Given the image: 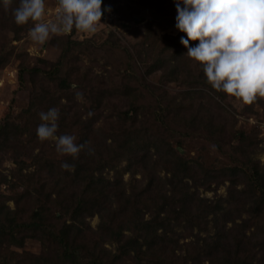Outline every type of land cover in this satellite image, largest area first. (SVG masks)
<instances>
[{
  "label": "trees",
  "instance_id": "trees-1",
  "mask_svg": "<svg viewBox=\"0 0 264 264\" xmlns=\"http://www.w3.org/2000/svg\"><path fill=\"white\" fill-rule=\"evenodd\" d=\"M183 1L187 0H155L153 6H158L159 15L154 11L151 15L156 20L170 16ZM230 1L195 0L186 28L178 36L170 40L165 37L160 42L167 45L160 48L159 55L172 62L163 78L191 88L182 92L181 101L175 97L167 104L164 90L154 96V89L145 85L144 93H136L126 83L125 97L135 95L129 97L131 106L122 109L117 132H113L114 129L95 130L91 118L70 119L69 105L56 108L54 103L59 104L61 99L40 90L33 93L32 104L21 117L0 121V152L13 154L17 165L11 176L0 171V264H264V240L246 235L250 221L255 226L264 219V181L254 167L256 164L244 162L237 155L245 150L248 153L259 133L232 129L227 140L218 119L203 115L202 110L208 108L199 105L194 110L195 100L201 104L207 98L219 104L216 96L222 103L229 96L241 97L245 77L238 63L240 45L217 35L234 25L225 16ZM255 3L264 4V0ZM237 6L256 11L250 0H241ZM0 7H8L9 13L0 20L2 25L9 26L16 40L36 21V0H3ZM74 34L73 29L68 35H58L63 41L62 53L46 73L63 92L72 85L63 73L76 70L69 66L70 55L74 57L76 47L90 42L74 39ZM154 36L150 30L147 42L153 53ZM204 45L209 46L206 53L188 55L187 52ZM214 45L216 51L212 50ZM126 51L127 57L136 62L130 50ZM128 60L130 63L131 59ZM6 65L5 55L0 68ZM125 67L130 74L136 72L131 64ZM26 73V68L20 69V83L25 82ZM124 77L129 78L127 74ZM94 95L95 102L103 97L98 92ZM142 95L146 99H141ZM47 118L53 122L46 123ZM43 133L46 137L58 136L60 142L32 156L25 151L24 141L28 144L30 138L38 142L37 136ZM19 151H25L28 159H19ZM124 159L130 161V168H135L134 174L141 175L131 190L123 179L111 180L105 175L106 170H114ZM30 167L35 169L27 174ZM159 169L167 175L159 176ZM223 178L231 179L233 189L237 179L247 182L243 195L245 203L252 205L249 221L239 224L237 217L227 215L222 200L214 204L200 198L198 191H191V182L209 186ZM8 182L24 188L19 198L8 197L1 191ZM232 193L229 205L236 200ZM10 199L16 203L14 209L7 205ZM96 214L100 218L97 229L88 220ZM210 215H226V222H232L233 227L224 223L215 236L197 235L183 248L176 228L184 223L192 232L195 226L202 229L208 225ZM29 239L41 242L42 254H21L9 247L22 248Z\"/></svg>",
  "mask_w": 264,
  "mask_h": 264
},
{
  "label": "rangeland",
  "instance_id": "rangeland-1",
  "mask_svg": "<svg viewBox=\"0 0 264 264\" xmlns=\"http://www.w3.org/2000/svg\"><path fill=\"white\" fill-rule=\"evenodd\" d=\"M153 1L155 0H36L38 2L36 21L29 24L19 40H16L9 26L2 25L3 22L0 20V60L7 56V65L0 68V121L4 122L7 117L15 118L18 115L21 117V114L31 106L33 93L40 90L48 91L50 95L54 94L61 99L59 104L54 103L56 108L69 105L70 119L91 118L95 130L114 129L113 132H117L118 118L122 109L131 106L132 101L129 97L135 95L132 93L128 98L125 97L123 89L128 84L136 89V93H140V90L144 93L145 85H150L154 89V96L164 90L167 104L175 97L176 100L181 101L182 92L191 88L181 83L168 82L163 78V73L172 65V62L167 60L169 58L159 55L162 51L160 48L167 45V43L161 45L160 42L162 39L165 40V37L170 40L178 36L186 28L188 13L195 0L180 2L173 14L157 20L151 15V12L154 11L156 14L158 11H156L158 6H153ZM240 1L231 0L228 3L225 16L230 18L234 25L231 28L227 26L228 32H218L217 35L238 41L240 45L241 56L238 63L245 77L241 97L229 96L227 101L222 103L216 96L219 104L207 98L201 104L195 100L194 110H198L199 105L208 108V110H202L203 115H206L205 118L211 115L218 119V124H222L227 140L231 138L232 129L246 130L247 133L252 134L259 133V138L254 139L252 149L248 150V153L245 150L244 154L239 152L237 155L244 162L256 164L254 167L259 170L261 179L264 181V4H256L255 0H250L251 4L256 5V11L249 12L245 7L238 8ZM6 13H9L8 7H0V17L5 16ZM73 29L75 30L74 39H89L90 42L76 47L72 52L74 57L70 55L69 66H75L76 70L71 73L66 67L67 70L63 75H68L72 85L70 89L63 92L57 83L50 81L46 73L52 64L59 60L62 53L63 41L58 38V35H68ZM150 30L156 40L153 47L154 53L149 50L151 45L147 42ZM119 46L122 49H118ZM126 48L130 50L136 62L132 61V57H127ZM208 49L209 46L204 45L196 51L187 53L189 56H195L206 53ZM212 50L216 51L217 46L214 45ZM127 58L131 59L130 63ZM134 63H137V66ZM128 64H131L135 73L130 74L125 71V66ZM21 68L27 69L24 83H20L18 79ZM121 71L129 78L121 77ZM84 91L86 94H83ZM93 91L103 96L100 101H93L96 97ZM62 93H66L67 98L62 96ZM142 98L146 99V96L142 95ZM154 100L156 101L155 97ZM45 104L46 102L44 103L46 110ZM45 122L49 123L53 120L47 118ZM45 125L44 123L43 126ZM46 136L45 133L38 135V142H32L30 138L28 144L24 141L25 151L36 156L45 148L49 146L52 148L60 142V138L56 135ZM107 142L111 143V140ZM25 151H19L16 156L19 159H28L24 154ZM180 151L185 154L183 149ZM129 162L128 159H124L114 170H106L105 175L111 180L115 177L123 179L131 190V186L135 185L136 179H141V175L134 174L135 168H130ZM16 167L13 154L0 152V171L11 176L10 172ZM34 169L30 167L26 173L32 174ZM158 174L162 177L167 175L163 169H159ZM237 180L238 183L234 189L230 178H223L220 182L209 186L201 182L198 184L189 182H191V191H198L200 198L214 204L222 200L223 208L228 210L227 215L237 217L236 221L241 224L249 221L251 204L248 205V201L245 203L243 195V192L247 190V182ZM1 191L8 197L19 198L24 188L12 186L8 182L3 185ZM231 191L236 200L229 205L228 203L232 202L228 200ZM7 205L12 209L16 207L13 199L8 200ZM147 218H149L148 215ZM88 220L93 228L99 227L100 218L97 214ZM226 221V215L217 218L210 215L208 225L200 229L193 224L195 226L193 232L190 228H185V224L182 223L176 228V236L180 239L183 248H186L197 235L202 238L215 236L224 223L228 228H232L233 223ZM250 225L246 235L249 238L260 237L264 240V219L258 220L255 226L250 221ZM183 234L188 236L182 237ZM9 247L21 254L43 253V245L35 239L27 240L22 248L11 245ZM107 247L115 249V246L107 245Z\"/></svg>",
  "mask_w": 264,
  "mask_h": 264
},
{
  "label": "built area",
  "instance_id": "built-area-1",
  "mask_svg": "<svg viewBox=\"0 0 264 264\" xmlns=\"http://www.w3.org/2000/svg\"><path fill=\"white\" fill-rule=\"evenodd\" d=\"M58 10V9H57ZM59 11V10H58Z\"/></svg>",
  "mask_w": 264,
  "mask_h": 264
}]
</instances>
